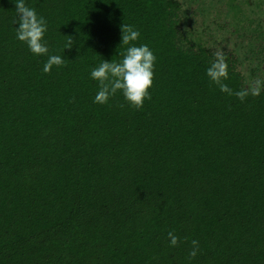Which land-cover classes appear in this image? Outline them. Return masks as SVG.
Here are the masks:
<instances>
[{"label":"trees","instance_id":"16d2710c","mask_svg":"<svg viewBox=\"0 0 264 264\" xmlns=\"http://www.w3.org/2000/svg\"><path fill=\"white\" fill-rule=\"evenodd\" d=\"M19 2L0 0V264H264V0H23L40 56ZM127 26L155 57L140 108L89 75Z\"/></svg>","mask_w":264,"mask_h":264},{"label":"clouds","instance_id":"9594fccd","mask_svg":"<svg viewBox=\"0 0 264 264\" xmlns=\"http://www.w3.org/2000/svg\"><path fill=\"white\" fill-rule=\"evenodd\" d=\"M17 22L15 28L16 39L24 43L29 51L37 56L48 53L44 34L47 31V23L42 16H38L35 9L25 6L23 0L16 6ZM140 36L138 30L131 26L124 28L121 42L128 45L122 60L118 63L105 61L90 71V78L97 82L99 91L95 101L104 103L117 91L130 105L140 108L148 98L147 89L151 86L152 66L155 59L147 45L136 46L135 41ZM68 48L72 44L67 42ZM64 60L62 56H49L44 65V71L51 70L53 65L61 66ZM170 242L175 245L177 238L169 233ZM195 241L193 244L195 245ZM190 256L196 255V249L190 252Z\"/></svg>","mask_w":264,"mask_h":264},{"label":"rangeland","instance_id":"374dc122","mask_svg":"<svg viewBox=\"0 0 264 264\" xmlns=\"http://www.w3.org/2000/svg\"><path fill=\"white\" fill-rule=\"evenodd\" d=\"M228 0H225V2H227Z\"/></svg>","mask_w":264,"mask_h":264}]
</instances>
